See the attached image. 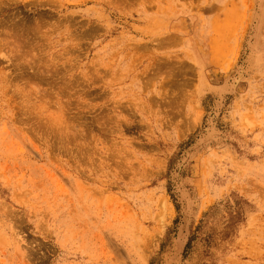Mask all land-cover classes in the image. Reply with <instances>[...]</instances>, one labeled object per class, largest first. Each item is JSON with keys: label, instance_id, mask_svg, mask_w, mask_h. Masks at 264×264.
I'll return each mask as SVG.
<instances>
[{"label": "rangeland", "instance_id": "374dc122", "mask_svg": "<svg viewBox=\"0 0 264 264\" xmlns=\"http://www.w3.org/2000/svg\"><path fill=\"white\" fill-rule=\"evenodd\" d=\"M0 264H264V0H0Z\"/></svg>", "mask_w": 264, "mask_h": 264}]
</instances>
